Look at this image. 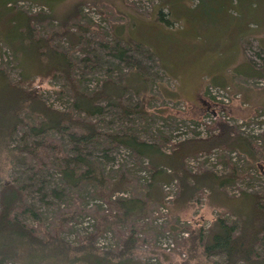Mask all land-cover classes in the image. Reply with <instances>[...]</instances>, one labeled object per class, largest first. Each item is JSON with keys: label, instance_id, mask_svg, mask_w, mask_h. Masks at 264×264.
Instances as JSON below:
<instances>
[{"label": "rangeland", "instance_id": "1", "mask_svg": "<svg viewBox=\"0 0 264 264\" xmlns=\"http://www.w3.org/2000/svg\"><path fill=\"white\" fill-rule=\"evenodd\" d=\"M208 1L203 4L200 0H188V14L205 15L204 12H208L209 15H225L227 13L222 3L216 0ZM42 4H44L43 0H18L14 6L0 5V70L8 75L11 82L20 87L28 91L37 90L47 106L59 111H69L71 96L65 87L64 78L62 76L50 78L33 73L28 76L27 81H22L24 71L14 54L15 46L1 39L15 25L16 15L20 17L24 13L39 10L48 12L49 7L46 6L44 9ZM65 5L64 2L60 7L55 4L57 9L64 8ZM231 12L234 14V10ZM138 13L150 15L152 12ZM85 20V22L88 21L87 18ZM58 21L56 20V23ZM80 21H83L82 18ZM49 28L36 26L41 35H45ZM15 31L17 32V29ZM114 31L123 41L156 37L154 31L135 25L130 27L128 23L126 25V20L123 27H117ZM147 34L151 36L146 37ZM113 37V33L109 31L107 39H114ZM66 39L67 43L63 37L55 38L53 43L61 49L69 50L70 56L76 57L78 61L86 56L74 35L70 34L66 36ZM15 45L18 46L19 42L16 41ZM90 48L93 49L96 57L95 69H86L85 62L80 61L78 68L74 71V76L83 89L99 88L108 74L118 80L131 72L130 66L112 58L92 40ZM151 51L153 52V49ZM253 53H257L256 49H250L248 54L253 57ZM163 54L167 55V52ZM146 56V54L135 55L138 70L149 77L148 86L152 97L146 114L131 113L127 117H122L115 105H108L106 101H102L103 113L93 119L97 121L99 129L106 132L118 131L121 125H130L141 139L160 145L159 152L135 156L128 152L126 147L120 146L116 150H114L115 147L108 148L106 142L98 148L92 145L90 151L91 157L98 161L97 167L94 168L96 170L93 169L94 173L97 176L100 175L98 178L102 179L105 191H112V198L132 196L145 202L142 209L137 210L125 225L121 223L119 228L116 227L122 230L126 227L130 229L132 225V228L137 230L135 235L140 242H137L130 254L124 256L126 258L105 256L106 253L111 256L116 254L121 247L117 241L118 237L111 232L98 237L94 243L99 244L101 240H104L108 245H113V250L103 252L72 250L73 252L67 255L48 258L43 264H222V255L204 256L197 236L198 229L201 228L205 233L212 221L218 217L228 222L240 223V216H245L251 208L252 195L264 196V132L260 137H252L239 131L237 127H231V137L225 147L200 151L195 156L186 157L184 162L187 170L195 174L209 171L216 178H222L233 172V177L236 178L232 177L221 186L216 183L204 185L191 200L184 201L178 198V178L171 175L173 170L168 165L167 155L178 141L183 140L182 133L188 131L190 124L188 122L192 121V114L188 108L179 109L176 105L184 101L173 97L178 94L177 89H182L179 84H188L186 82L188 78L191 80L190 84L192 81L193 84L197 83L204 72L202 69L199 74L200 67L204 68L203 65L209 58L204 61L189 59V67H194L185 66L184 75H179L180 79H177L170 75L171 72L178 71L177 68L163 69L161 65L166 67L169 63L162 60L161 65H158L157 61ZM182 65H185V62H182ZM130 79L135 80L136 77H130ZM169 81H174V85ZM126 99L132 106H137L139 103L138 97L133 93L127 94ZM24 127H26L25 132L18 129L6 144L0 145V192L3 183L11 181L15 187L23 191L26 201L41 213L42 227H46L52 221L58 222L57 220L64 215L73 214L74 218L87 215L84 220L79 219L76 227L73 229L70 227L68 231L65 230L60 234L66 242L76 245L78 241L74 240H80L82 236L88 235L86 230L90 232L95 226L104 224L102 219L105 215H109L107 220L111 221L112 214H107L108 203L100 200L95 183L83 182L75 190H71L63 183L57 161L62 159L63 154L72 156L66 136L47 132V138L55 139L56 145L53 149L47 150L48 154H38V160L28 156L25 149H14V147L20 148L24 144L29 145L46 137L43 136L44 134H30L28 126ZM207 134L208 132L205 136ZM188 135L185 138L198 137L193 130ZM162 136L164 138H160ZM165 137L166 140H164ZM161 140L164 141L163 144H159ZM233 152L234 155L231 154ZM32 165L36 166L32 167ZM151 166L155 167V170ZM19 218L27 224L36 226V222L26 215H19ZM168 243L170 244L166 246L165 244ZM258 252L264 255V246L258 247ZM22 253H24L23 248L15 245L0 249V254L12 256L5 264H22L24 257Z\"/></svg>", "mask_w": 264, "mask_h": 264}, {"label": "trees", "instance_id": "2", "mask_svg": "<svg viewBox=\"0 0 264 264\" xmlns=\"http://www.w3.org/2000/svg\"><path fill=\"white\" fill-rule=\"evenodd\" d=\"M17 1L0 0V5L14 6ZM95 7L106 21L108 28H100L98 24L92 22L89 16L84 15L81 8L76 14L66 15L63 19L56 18L49 11L39 10L24 13L20 17L16 15L14 29L8 30V33L1 38L15 46L14 54L24 71L22 81H27L28 76L33 73L50 78L62 76L71 101L69 111L53 109L46 105L37 90L28 91L20 87L11 82L8 75L0 70V145L6 144L18 129L25 132L26 127L24 126H28V132L34 135L44 134L43 136H46V133L51 131L66 136L72 156L63 154L62 159L57 161L63 183L71 190H75L83 182L95 183L100 200L108 203L107 214H112L111 221L107 220L109 215H105L102 219L104 220L103 225L95 226L90 232L86 230L88 235L82 236L80 240H74L78 241V244L72 245L66 242L60 234L65 230L68 231L70 227L71 229L76 227L79 219L84 220L87 215L76 218L73 214L64 215L57 220L58 222L52 221L46 227H42L41 213L26 201L23 191L15 187L11 181H6L0 192V249L12 245L23 248L22 264H43L48 258L64 256L73 252L72 250L109 251L112 249V244H106L107 249L102 250L104 248L95 244L94 241L111 232L118 237L117 241L121 247L112 256L104 252L105 256L126 258L124 256L130 254L137 242H140L135 235L137 230L133 229L132 225L130 229L126 227L127 230L126 228L116 229V227L119 228L121 223L125 225L137 210L142 209L145 202L132 196L112 198V191L106 192L102 179L98 178L100 175L97 176L94 173L98 161L91 157L90 151L92 145L98 148L106 142L108 148L115 147L114 150H116L120 146L126 147L128 152L135 156L159 152L160 145L144 141L130 125H121L118 131L106 132L101 131L97 121L93 119L103 113L102 101H106L108 105H115L122 117H127L131 113L146 114L152 97L148 86L149 77L138 70L135 55L146 54V57L154 59L155 62L156 59L153 52L139 41L120 42L115 36L114 39H107L111 23L107 16L97 6ZM166 15L162 11L159 12V19L168 24ZM85 18L89 22H85ZM56 20H59L58 23ZM37 25L50 28L45 35H41L40 30L36 29ZM70 34L75 36L81 45L80 49L86 54L79 61L76 57L70 56L69 50L61 49L53 43L55 38L61 37L67 43L66 36ZM91 40L107 51L112 58L130 66L131 72L118 80L108 74L99 88L83 89L79 80L74 76V71L78 68L80 61L85 62L86 69H95L96 57L93 49L90 48ZM16 41L19 42V47L15 45ZM258 50L260 51L259 48ZM259 65L264 68V57L261 58ZM130 77H136V79L129 80ZM129 93L138 97L137 106H132L127 102L126 95ZM202 99L212 109L218 106L206 96ZM206 130L208 134L205 137L198 136L178 141L167 155L168 165L173 170L171 175L178 178V198L184 201L191 200L204 185L216 183L221 186L234 176L231 172L222 178H216L209 171L195 174L187 170L184 162L186 157L195 156L200 151H209L214 147H225L230 140L231 126L224 120L218 119L206 126ZM214 130L216 132L213 133ZM55 142V139L46 136L32 144H24L14 149H25L28 156L38 160V154L43 155L47 153V150L53 149ZM163 143L164 141L161 140L159 144ZM34 166L36 165H32ZM151 168L155 170V167L151 166ZM19 215H26L36 222V226L25 223ZM240 217V223L228 222L218 217L212 221L205 233L201 228L198 229L197 236L204 256L222 255V264H238L239 262L264 264V255L258 252V247L264 246V196L252 195L250 210L245 216ZM10 258L12 256L0 254V264H5Z\"/></svg>", "mask_w": 264, "mask_h": 264}, {"label": "crops", "instance_id": "3", "mask_svg": "<svg viewBox=\"0 0 264 264\" xmlns=\"http://www.w3.org/2000/svg\"><path fill=\"white\" fill-rule=\"evenodd\" d=\"M43 1L49 7V12L59 19L76 14L85 3L97 6L107 16L112 33L118 40L121 38L114 30L123 27L125 20L126 25L128 23L130 27L135 25L154 31V39L135 40L143 43L146 48L153 49L158 65L163 61L169 63L166 67L161 65L163 69L177 68L178 71L170 73L177 79H180L179 75H184V67L190 66L189 59L204 61L209 58L205 61L204 68L200 67L199 74L202 69L204 72L197 83L193 84L192 81L190 84L191 80L188 78V84H179L182 89H177L178 94L173 97L190 106L192 118L199 117L209 108L202 101L206 96V85L209 83L231 86L235 92L241 94L242 100L249 104V108H244L238 101H234L228 110L235 116L248 115L264 104V87L257 88L249 84L250 79L264 77V68L248 55V50L253 47H258L264 52V0H216L226 9L225 15H209L208 12H204L205 15H189L188 0H158L150 15H140L124 0ZM200 1L204 4L208 0ZM62 2L66 4L65 7L57 9L55 4L60 7ZM162 7L167 9L168 24L159 19ZM243 12L250 14L244 15ZM148 36L151 35L147 34L146 37ZM165 51L167 55L163 54ZM182 62H185V65H182Z\"/></svg>", "mask_w": 264, "mask_h": 264}, {"label": "built area", "instance_id": "4", "mask_svg": "<svg viewBox=\"0 0 264 264\" xmlns=\"http://www.w3.org/2000/svg\"><path fill=\"white\" fill-rule=\"evenodd\" d=\"M127 2L133 4L138 10L142 12H148L151 10L154 1L153 0H126ZM44 8V7H43ZM45 9V8H44ZM82 11L84 15L89 16L92 22L99 25L100 28H108L106 21L102 18L99 11L96 9L95 6L86 4L82 7ZM252 49H256L257 53L254 54V58L258 62H261V58L264 57V53L260 52L258 48L254 47ZM250 51V50H249ZM248 51V52H249ZM255 60V61H256ZM251 84L254 86H263L264 85V78H254L249 80ZM207 95L213 98L216 102L220 103L221 105H229L233 100L240 99L239 93H233L229 86H217V85H208L207 86ZM176 105L179 109L184 108L183 103H178ZM243 106H247L246 103H242ZM222 119L225 120L229 125L235 126L239 129V131L247 133L252 137H257L264 132V106L260 107L256 110V112L250 115L248 118H233L229 113H227L224 109H219L216 111H209L205 115H203L197 121H191L188 125V128L193 130L198 134V136H205L206 134V126L212 124L215 120ZM188 129L187 132L182 133V139L188 137V133L190 132ZM234 155V152L231 153ZM91 228V227H90ZM106 242L101 240L97 245L106 248ZM170 243L165 244L168 246Z\"/></svg>", "mask_w": 264, "mask_h": 264}, {"label": "bare ground", "instance_id": "5", "mask_svg": "<svg viewBox=\"0 0 264 264\" xmlns=\"http://www.w3.org/2000/svg\"><path fill=\"white\" fill-rule=\"evenodd\" d=\"M91 21V20H90ZM249 53V52H248Z\"/></svg>", "mask_w": 264, "mask_h": 264}]
</instances>
